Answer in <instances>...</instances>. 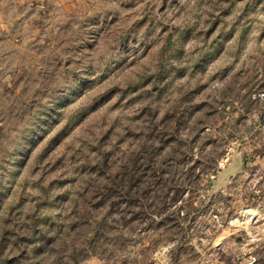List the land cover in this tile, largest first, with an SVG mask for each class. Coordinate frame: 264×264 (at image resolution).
<instances>
[{
  "label": "rangeland",
  "instance_id": "374dc122",
  "mask_svg": "<svg viewBox=\"0 0 264 264\" xmlns=\"http://www.w3.org/2000/svg\"><path fill=\"white\" fill-rule=\"evenodd\" d=\"M263 155L264 0H0V264H199Z\"/></svg>",
  "mask_w": 264,
  "mask_h": 264
},
{
  "label": "built area",
  "instance_id": "2783aa9c",
  "mask_svg": "<svg viewBox=\"0 0 264 264\" xmlns=\"http://www.w3.org/2000/svg\"><path fill=\"white\" fill-rule=\"evenodd\" d=\"M244 175L264 182V170L259 166L245 171ZM188 226L189 243L204 256L199 264H219L220 256L232 243L237 247L233 264H264L259 252L264 242V199L260 196L251 201L247 199L231 213L214 203L209 204L194 214ZM174 244L175 241L166 243L158 252L168 255Z\"/></svg>",
  "mask_w": 264,
  "mask_h": 264
},
{
  "label": "crops",
  "instance_id": "0c3cea01",
  "mask_svg": "<svg viewBox=\"0 0 264 264\" xmlns=\"http://www.w3.org/2000/svg\"><path fill=\"white\" fill-rule=\"evenodd\" d=\"M251 164H260L261 166H263L264 165V155L262 156V157H260V156H257L256 158H254L253 160H252V162H251ZM239 172H240V174L242 175V177H244V172L245 171H241V170H239ZM219 188V190L217 189V190H213V187L211 186V187H207L206 189H204V190H202V192L200 193V195H199V203L201 204V202L202 203H204V205L205 204H207V203H209V202H211V197H212V195H213V193H216V192H219V200H218V202H216V201H214V200H212V202L211 203H214V204H216V206L218 205V206H221V207H223V209L224 210H227L228 211V205H225L224 203H227L228 201V189H229V187L228 186H226V185H221L220 187H218ZM247 200V196L245 197V198H243L242 200H240V202H239V204L238 205H240L242 202H244V201H246ZM223 201H225V202H223ZM203 205V206H204ZM238 205H236L235 206V208L234 209H237V207H238ZM202 206V205H201ZM199 212V210H197V211H195V213L194 214H196V213H198ZM233 239V238H232ZM264 248V242L262 243V245H261V247H260V249H259V252H260V254H262V249ZM236 249H237V247H236V245L234 244V243H232L231 245H229V247L225 250V254L227 253V254H229V256L233 253H235L236 252ZM192 251L194 250V251H196L197 252V249H191ZM222 260V259H221ZM190 264H194V263H190ZM219 264H223V260L219 263Z\"/></svg>",
  "mask_w": 264,
  "mask_h": 264
}]
</instances>
